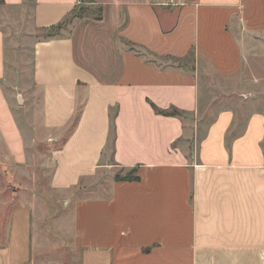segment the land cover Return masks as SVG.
Returning <instances> with one entry per match:
<instances>
[{"label": "crops", "instance_id": "obj_1", "mask_svg": "<svg viewBox=\"0 0 264 264\" xmlns=\"http://www.w3.org/2000/svg\"><path fill=\"white\" fill-rule=\"evenodd\" d=\"M88 1L99 16L36 39L17 79L0 28V138L18 171L36 160L31 136L49 140L48 186L71 203L56 223L77 264H264V112L238 130L236 109L248 81L264 93V0ZM79 2L0 6L31 3L33 32L63 22ZM190 54L189 67L177 63ZM201 70L227 83L238 75L241 86L209 101L222 108L202 134ZM132 169L136 179H115ZM43 213L36 195L20 194L0 228V264H36L50 243Z\"/></svg>", "mask_w": 264, "mask_h": 264}, {"label": "rangeland", "instance_id": "obj_2", "mask_svg": "<svg viewBox=\"0 0 264 264\" xmlns=\"http://www.w3.org/2000/svg\"><path fill=\"white\" fill-rule=\"evenodd\" d=\"M29 5H31V3L27 4L24 11L14 8H3L0 6V28L5 33L6 57L10 68V70H8V75L11 79H17L18 72H24L19 69H23V67H30L32 44L36 39L44 38V34L46 33V30L31 31L29 25L31 20ZM99 14L100 11L97 7L92 5L88 0H80L70 16H68V18L63 22L59 35L68 30L74 20L83 17H98ZM193 59V54H190L180 62H173L184 64V66L189 67ZM251 71L256 70H248V74L246 75L248 79H253ZM26 76L28 78V75ZM199 76L202 86V105L205 104L202 106L201 110L202 120L200 130L202 134L214 113L218 109L222 108L221 106H207L209 101L214 97L225 98L227 96V98L232 99L234 97H228V95L234 93H228V90L232 88L238 90L241 86L238 75L231 77L230 83L221 79H216L215 81L214 78L206 72V70H201ZM242 87V91L246 90L249 95L247 96V103H244L243 106L236 108L242 121L238 123V130H241L243 127L244 118L247 117L248 114L258 110L264 112V93L261 92V87L256 86V83L251 81H248V84ZM231 101L235 102V100ZM231 101L228 102L231 104L233 103ZM14 104L17 110L16 100L14 101ZM16 114L19 125L24 131L28 129V132L31 135L32 125L25 122V118H23V114L20 113V111L17 110ZM32 139L34 138L31 136V146H29V151L35 153L36 160H32L29 163V170L18 171L16 169V164L12 163V161L10 162L7 158L6 145L0 138V228L3 229L5 227L7 217L9 216L11 210L19 203L20 194H27V196L34 194L36 195L37 206H39L41 211L44 212V218L40 221L41 223L39 225L42 233H44L42 234L43 242L45 240H47V242L50 240V243L46 242V246H42V250L36 254V264H44V259L49 258L54 259V261L59 264H77V252L70 245V241L66 239L64 231L60 230L64 224L56 223V220L63 215L64 211L67 212L66 216H68V213L71 211V203H67L65 205L62 201H59L60 196L52 191L48 186L51 165H48V163L46 164V157L50 153V142L49 140L36 139V142L33 143L34 141ZM32 144H34L33 147ZM262 145L264 148V140ZM109 154L110 146L108 148V156ZM109 160L110 159L107 158V161ZM115 175L133 176L134 171H119ZM102 183L104 184V188L107 189L108 182L104 181ZM104 188L100 187V190L94 188L93 191L95 193L93 194L97 195V193H103ZM67 226H70L69 221L67 222ZM54 261H52L53 264H55Z\"/></svg>", "mask_w": 264, "mask_h": 264}, {"label": "trees", "instance_id": "obj_3", "mask_svg": "<svg viewBox=\"0 0 264 264\" xmlns=\"http://www.w3.org/2000/svg\"><path fill=\"white\" fill-rule=\"evenodd\" d=\"M63 22H61V23H59L57 25L51 26L48 29H46V33L44 34V38H48V37L59 35L60 34V29H61V26H62ZM132 171H134V175L133 176H119V175H115V179L116 180H132V179H136L135 169H132Z\"/></svg>", "mask_w": 264, "mask_h": 264}]
</instances>
